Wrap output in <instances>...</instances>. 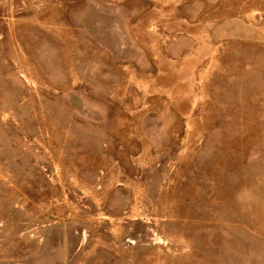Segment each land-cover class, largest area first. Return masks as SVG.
<instances>
[{
    "label": "rangeland",
    "instance_id": "374dc122",
    "mask_svg": "<svg viewBox=\"0 0 264 264\" xmlns=\"http://www.w3.org/2000/svg\"><path fill=\"white\" fill-rule=\"evenodd\" d=\"M0 264H264V0H0Z\"/></svg>",
    "mask_w": 264,
    "mask_h": 264
}]
</instances>
